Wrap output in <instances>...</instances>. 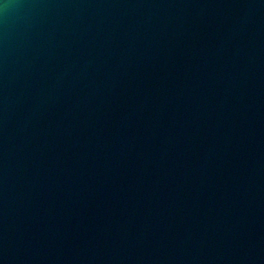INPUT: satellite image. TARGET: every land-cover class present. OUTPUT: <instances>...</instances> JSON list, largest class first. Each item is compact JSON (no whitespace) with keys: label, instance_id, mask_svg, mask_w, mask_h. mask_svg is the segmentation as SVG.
I'll list each match as a JSON object with an SVG mask.
<instances>
[{"label":"water","instance_id":"obj_1","mask_svg":"<svg viewBox=\"0 0 264 264\" xmlns=\"http://www.w3.org/2000/svg\"><path fill=\"white\" fill-rule=\"evenodd\" d=\"M0 264H264V0H0Z\"/></svg>","mask_w":264,"mask_h":264}]
</instances>
